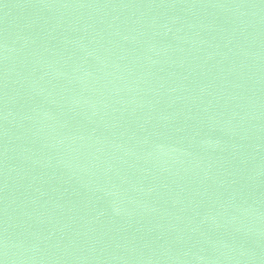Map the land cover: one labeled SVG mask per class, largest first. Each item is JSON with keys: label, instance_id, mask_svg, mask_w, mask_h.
<instances>
[{"label": "water", "instance_id": "water-1", "mask_svg": "<svg viewBox=\"0 0 264 264\" xmlns=\"http://www.w3.org/2000/svg\"><path fill=\"white\" fill-rule=\"evenodd\" d=\"M0 264H264V0H0Z\"/></svg>", "mask_w": 264, "mask_h": 264}]
</instances>
